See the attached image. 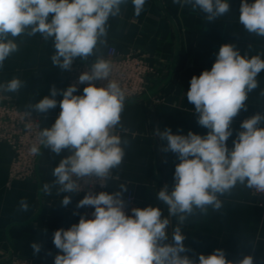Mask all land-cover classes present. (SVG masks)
<instances>
[{
	"label": "clouds",
	"instance_id": "1",
	"mask_svg": "<svg viewBox=\"0 0 264 264\" xmlns=\"http://www.w3.org/2000/svg\"><path fill=\"white\" fill-rule=\"evenodd\" d=\"M127 0H0V67L18 51L15 37L35 36L37 33L48 41L53 40L55 54L53 66L71 71L73 62L80 58L87 61L94 55L98 44L106 43L107 23L110 17L119 15L121 5ZM146 0H132L134 12L139 16ZM175 4L190 5L206 14L208 22L230 11L229 0H173ZM239 22L249 34L264 37V0H241ZM51 14V20L49 16ZM11 37V38H9ZM89 70L78 77L80 84L87 83L83 95L76 84L66 90L51 88V95L44 96L31 110L46 114L57 107L55 97L62 94L61 109L51 127L39 131V144L56 155L68 149L56 166L51 183L43 185V192L51 195L79 193L83 185L97 178L106 187L112 170L118 168L129 141L116 134L124 110L125 93L119 83L110 79L111 64L97 58ZM264 70L260 55L251 58L241 55L233 44L220 46L211 70H204L190 80L187 100L194 105L197 122L208 129L206 135L189 131L187 135L173 134L171 128L158 129L162 152L177 155L174 185L167 184L159 190L157 199L163 202L169 216L178 217L179 224L199 210L206 215L209 206L214 211L222 208L219 196L229 192L237 183L264 190V113H256L244 119L233 147L227 146L233 135V119L241 110H247L249 94L259 87L257 76ZM95 81H107L97 87ZM25 86L19 78L0 84V92L14 93ZM264 95V92L261 93ZM32 154H39L40 147L33 145ZM83 181V184L81 183ZM95 183L89 185L94 186ZM119 191L95 194L87 192L78 201L77 209L93 207L92 218L80 215L78 223L68 229H57L53 243L59 253L54 264H254L252 255L237 261L228 260L223 249H215L210 255L199 254L198 260L190 258L184 244L186 236L177 226L172 243L168 240L170 221L162 217L159 207L132 208L125 212L126 201ZM63 206L71 203V196L64 195ZM26 199L19 202L20 211H28ZM77 214V213H74ZM42 243L33 242V254L41 251ZM49 255L51 253H48ZM184 254V255H182Z\"/></svg>",
	"mask_w": 264,
	"mask_h": 264
},
{
	"label": "crops",
	"instance_id": "2",
	"mask_svg": "<svg viewBox=\"0 0 264 264\" xmlns=\"http://www.w3.org/2000/svg\"><path fill=\"white\" fill-rule=\"evenodd\" d=\"M229 3L228 13L208 22L206 14L199 9L194 11L190 5L175 4L173 0H146L142 12L136 16L132 0H127L121 5L119 15L108 20L106 43L98 44L87 61L77 58L73 64H92L97 58H103L110 46H115L121 55L139 53L165 71L163 78L151 86V98L124 102L116 134L129 141L125 157L112 170L107 186L96 194L119 191L120 185H125L127 191L123 198L133 192L139 208L159 207L162 217L170 221L166 243L173 242L172 233L179 226L186 236L184 244L190 249L186 253L190 258L198 260L199 254L210 255L215 249H223L228 260L252 255L254 264H264V199L255 195L246 182L237 183L219 196L223 205L220 210L214 211L209 206L206 215L196 210L183 224H179L178 217L169 216L166 205L157 199L165 184L169 190L173 187L175 166L180 162L176 154L160 151L167 141L160 140L158 129L163 131L168 127L173 134L183 135L192 131L203 136L208 132L198 124L194 105L187 100L191 78L211 70L220 46L226 43L235 45L241 55L249 58L260 55L264 59V37L249 34L239 22L241 0H229ZM14 39L18 51L0 67V84L14 77L24 81L25 86L19 91L3 94L11 103L29 112V105L51 95L53 85L66 90L71 85L70 71L53 66L51 56L55 49L51 38L45 41L37 33ZM257 80L259 87L249 94L247 110H241L233 119V135L227 141L229 149L234 146L237 133L242 131L241 122L258 112L264 113V95H261L264 70ZM74 95H83V88H78ZM55 99L57 107L46 114L31 110L32 115L40 117L41 129L51 127L61 111L62 94ZM259 126L264 127V123ZM67 155H70L68 149L56 155L42 146L35 174L28 179H15L10 175L14 152L7 143L0 142V264L12 257L54 264L59 253L53 243L54 232L78 223L80 215L87 217L89 207H76L85 192L57 195L55 188L51 195L43 192V185L55 179L53 169ZM64 195L71 196V203L66 207L61 203ZM21 199H26L29 205L26 212L19 210ZM33 242L42 243L40 253L33 254Z\"/></svg>",
	"mask_w": 264,
	"mask_h": 264
},
{
	"label": "built area",
	"instance_id": "3",
	"mask_svg": "<svg viewBox=\"0 0 264 264\" xmlns=\"http://www.w3.org/2000/svg\"><path fill=\"white\" fill-rule=\"evenodd\" d=\"M111 64L112 72L110 79L119 83L125 93V102L131 100H141L145 94L150 91L151 86L162 77L163 69L158 63H151L146 57L139 53H130L121 55L115 46H110L103 56ZM89 65L76 63L72 65L69 72L70 84H76L78 88H84L87 83L80 84L78 77L84 71L89 70ZM97 87L106 86L107 81H95ZM7 100V101H6ZM19 109L11 104L0 92V142L7 143L14 152V158L11 164L10 175L15 179H28L35 174L36 164L39 154H32L30 149L33 145L42 148L39 144L38 134L41 130L40 117ZM89 180V185H83V192L87 194L93 191L103 189L97 178ZM83 184V181H81ZM251 191L264 199V190L250 188ZM126 201L125 212L131 215V209L136 208L137 200L133 192H129L124 198ZM93 207H89L86 218H92ZM6 264H38L36 261L28 258L12 257Z\"/></svg>",
	"mask_w": 264,
	"mask_h": 264
},
{
	"label": "rangeland",
	"instance_id": "4",
	"mask_svg": "<svg viewBox=\"0 0 264 264\" xmlns=\"http://www.w3.org/2000/svg\"><path fill=\"white\" fill-rule=\"evenodd\" d=\"M162 74H163L162 76H164V74H165V71H164V70H163ZM162 78H163V77H162ZM160 79H161V76H160ZM157 81H159V80H157ZM152 95H153V94H152V91H148V93L145 94V97H146V98H144V100H145V99H149V98H151ZM136 100H137V99H136ZM136 100H131V101H136ZM6 101H7V100H6ZM9 102H10V101H9ZM127 102H128V101H127ZM11 104H13V103H11ZM13 105H15V104H13ZM15 106H16V105H15ZM16 107H17V106H16ZM18 108H19V107H18ZM19 109H20V108H19ZM8 261H9V260H8ZM8 261H7V262H8ZM7 262H5V264H6Z\"/></svg>",
	"mask_w": 264,
	"mask_h": 264
}]
</instances>
